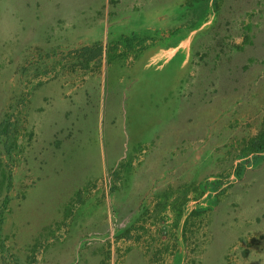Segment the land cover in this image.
Here are the masks:
<instances>
[{
    "label": "rangeland",
    "instance_id": "374dc122",
    "mask_svg": "<svg viewBox=\"0 0 264 264\" xmlns=\"http://www.w3.org/2000/svg\"><path fill=\"white\" fill-rule=\"evenodd\" d=\"M0 264H264V0H0Z\"/></svg>",
    "mask_w": 264,
    "mask_h": 264
},
{
    "label": "bare ground",
    "instance_id": "6f19581e",
    "mask_svg": "<svg viewBox=\"0 0 264 264\" xmlns=\"http://www.w3.org/2000/svg\"><path fill=\"white\" fill-rule=\"evenodd\" d=\"M33 33V32H32Z\"/></svg>",
    "mask_w": 264,
    "mask_h": 264
}]
</instances>
